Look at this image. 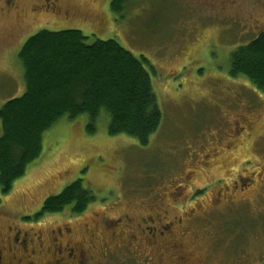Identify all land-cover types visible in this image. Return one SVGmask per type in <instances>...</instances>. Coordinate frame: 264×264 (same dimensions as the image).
<instances>
[{
    "label": "rangeland",
    "instance_id": "rangeland-1",
    "mask_svg": "<svg viewBox=\"0 0 264 264\" xmlns=\"http://www.w3.org/2000/svg\"><path fill=\"white\" fill-rule=\"evenodd\" d=\"M209 1L124 0L116 14L113 0H59L61 11L50 16L33 11L41 0H14L13 11L0 0V109L25 92L18 58L25 41L42 30H77L88 44L112 39L144 57L156 72L152 89L162 114L145 147L109 136L105 115L92 134L86 115L60 119L44 133L40 157L8 194L0 191V231L14 223L46 238L64 224L77 239L95 212L135 216L130 235L140 216L159 210L164 222L181 219L174 232L183 235L192 264H264V95L229 76L231 53L264 33V3L251 9L244 0L242 34L208 13ZM239 177L252 182L237 189ZM77 180L95 199L83 213L38 216L48 197ZM155 251H111L100 264H175Z\"/></svg>",
    "mask_w": 264,
    "mask_h": 264
},
{
    "label": "trees",
    "instance_id": "trees-1",
    "mask_svg": "<svg viewBox=\"0 0 264 264\" xmlns=\"http://www.w3.org/2000/svg\"><path fill=\"white\" fill-rule=\"evenodd\" d=\"M124 0H113L112 11H123ZM77 30H42L23 44L18 58L24 70L25 92L0 109V191L13 184L42 152V138L60 119L86 115L92 134L102 116L108 135H126L147 146L161 125L162 114L152 89L155 69L137 59L115 40H96ZM232 79H243L264 95V33L231 53ZM82 180L48 197L40 216L70 209L83 213L94 202Z\"/></svg>",
    "mask_w": 264,
    "mask_h": 264
},
{
    "label": "flooded vegetation",
    "instance_id": "flooded-vegetation-1",
    "mask_svg": "<svg viewBox=\"0 0 264 264\" xmlns=\"http://www.w3.org/2000/svg\"><path fill=\"white\" fill-rule=\"evenodd\" d=\"M4 1H7L4 10L17 9L14 0ZM263 3L264 0H250L249 5L252 9L260 7ZM61 7L59 0H41L40 4L33 6V11L54 16L61 11ZM206 7L208 13L221 20L232 21L242 34H246V1L211 0ZM256 22L257 20L254 21ZM251 182V177H239L236 188H246ZM92 217L93 225L85 224L83 236L77 239L71 238L72 229L64 224L51 229L46 238L40 229L24 230L14 223L10 224L0 231V264H100L101 258L106 257L107 252L125 251L133 247L141 251L145 248L151 249L152 252L157 250V257L161 260L164 255L170 254L175 264H192L189 255L182 251L179 239L183 235L174 232L181 224V219L164 222V217L158 210L154 216H140V222L135 225V232L128 235V230L136 220L132 217L135 216L124 214L110 218L93 212ZM97 222L102 225L101 231Z\"/></svg>",
    "mask_w": 264,
    "mask_h": 264
}]
</instances>
